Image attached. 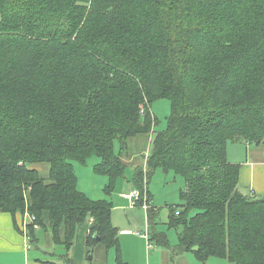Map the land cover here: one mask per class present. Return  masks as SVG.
Segmentation results:
<instances>
[{
    "label": "trees",
    "instance_id": "16d2710c",
    "mask_svg": "<svg viewBox=\"0 0 264 264\" xmlns=\"http://www.w3.org/2000/svg\"><path fill=\"white\" fill-rule=\"evenodd\" d=\"M0 13V212L17 230L27 213L30 242L45 229L69 253L93 219L87 247L127 264L112 204L80 192L73 162L99 157L109 192L128 140L154 130L150 107L167 99L135 187L173 171L186 187L169 224L185 250L264 264V197L241 192L227 156L229 143L264 146V0H0Z\"/></svg>",
    "mask_w": 264,
    "mask_h": 264
},
{
    "label": "crops",
    "instance_id": "0c3cea01",
    "mask_svg": "<svg viewBox=\"0 0 264 264\" xmlns=\"http://www.w3.org/2000/svg\"><path fill=\"white\" fill-rule=\"evenodd\" d=\"M152 109L153 107L151 106L150 112L158 120ZM154 130L151 133L140 134L128 140V150L121 159L125 166L133 165L135 173L136 167H143L144 175L148 172L149 167L147 162L151 154L152 139L156 133L155 128ZM115 151L116 153L119 152ZM227 156L229 163L240 165L239 188L241 192L247 195L264 197V146L257 147L245 142L229 143ZM73 167L76 172L77 167L75 164H73ZM146 178L144 176V181H142L144 182L145 190L141 192V196H145L150 207L147 210L144 208L143 198L137 205L142 206L147 211L148 218L146 220L148 222L144 223L145 232L138 229L140 225L135 223V221L132 223L129 221L127 227L118 228V225L113 222L114 218L111 215L113 226L119 230V243L123 260L127 264H231L227 260L217 257H210L207 261L203 262L195 256L194 251L185 250V247L180 244V234L183 228L182 226L177 228L171 227L168 216V221L164 226H168L169 230H178L177 239L170 241L165 227L161 228L155 222V218L161 212H159V208L153 206V196L148 189ZM137 189L141 191V189L135 187L133 182V187L129 189L128 193ZM125 194H123V197ZM88 198L91 197L88 196ZM129 204L131 210L137 207H132L130 201ZM19 222L21 221L19 220ZM91 224L90 220L82 224L78 229V234L71 251L67 255L58 256L56 254L57 251L54 250L55 247L52 246L50 234H47L45 237V245L41 246V249L35 248L36 250H34L33 245H31L33 241L30 242L29 236L25 232L16 229L12 214L0 212V264H64L65 258L70 259L71 263L85 264V256L88 254H92L90 260L100 258L97 253L100 247L92 249L87 247V238L90 233ZM41 230H37V233ZM159 235L165 236L168 245L159 241ZM109 253V251L104 252L106 264H110L111 258L109 259Z\"/></svg>",
    "mask_w": 264,
    "mask_h": 264
},
{
    "label": "rangeland",
    "instance_id": "374dc122",
    "mask_svg": "<svg viewBox=\"0 0 264 264\" xmlns=\"http://www.w3.org/2000/svg\"><path fill=\"white\" fill-rule=\"evenodd\" d=\"M152 107V112H154L158 117V124L155 127L157 133L164 130L167 126V120L171 114V104L169 100L163 99L154 102ZM116 150L119 151L118 143L116 144ZM97 162L100 163V158L97 156H93L85 165L73 162V164H75L77 167L76 174L78 179V188L85 192L89 197H91L90 199H93L94 201L108 202L112 204L113 208L111 210V215L114 218L113 222L118 225V228L127 227L129 221H131V223L135 221V223L140 225L138 229H140L142 232H145L144 223L148 222V220H146L148 218L147 211L143 209L142 206H137L131 210L129 201L123 197V194L128 193L129 189H132L133 187V177L135 174V168L133 165L126 166L124 177L116 180L112 185L111 190L108 192V189L111 185V180L108 176L98 175L95 173L94 168L98 164ZM31 167L39 169V172H41V174L44 176L48 175V171L45 168H48V166L46 165L34 164L31 165ZM146 181L149 187L148 189L153 196V206L155 208H159L158 210L161 212V214L155 218V222L159 227H165L170 241H175L178 237V230H169L168 226L164 225L168 221L170 206H180L182 204L181 190L185 187L184 178L176 175L173 171L165 172L161 169H158L150 178V180L147 179ZM178 208L182 209V207ZM26 215L27 214H25V217ZM20 216L19 220L21 222H19V226L22 232H24L25 225L22 222H25V220H23V217L21 216V218ZM47 234H49V232H47L45 229H42L40 232L36 233L38 241H33L31 244L34 247V250H36L35 248L41 249V246L45 245V237ZM53 247H55L54 250L57 251L56 254L58 256L67 255V251L64 247L54 245ZM97 247L100 246H96L94 248ZM104 252H107L104 247H100L97 252L98 256L100 258L102 257V259L95 258L94 260H90L92 254L86 255L85 264H106V256ZM109 252V259L111 258L110 264H114L115 251L114 249H111ZM65 261L66 259L64 260V264Z\"/></svg>",
    "mask_w": 264,
    "mask_h": 264
},
{
    "label": "built area",
    "instance_id": "2783aa9c",
    "mask_svg": "<svg viewBox=\"0 0 264 264\" xmlns=\"http://www.w3.org/2000/svg\"><path fill=\"white\" fill-rule=\"evenodd\" d=\"M142 194H141V191L140 190H133L132 192H130V193H128V194H125L124 195V197L125 198H127L129 201H130V203H131V206L132 207H135V206H137L138 205V203L142 200V198L144 199V208L147 210V209H149V207H150V204H149V202H148V200L147 199H145V196L143 197V196H141ZM27 214V213H26ZM178 214V213H177ZM24 220H25V222H24V225H25V230H24V232L26 233V223H27V221H31V222H33L34 220H35V217H30L28 214L26 215V217H24ZM90 223H93V219H91L90 220Z\"/></svg>",
    "mask_w": 264,
    "mask_h": 264
}]
</instances>
